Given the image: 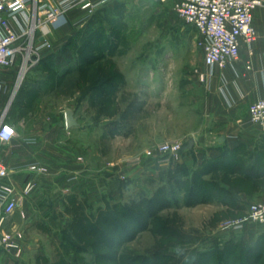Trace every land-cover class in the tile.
I'll list each match as a JSON object with an SVG mask.
<instances>
[{
  "label": "rangeland",
  "instance_id": "374dc122",
  "mask_svg": "<svg viewBox=\"0 0 264 264\" xmlns=\"http://www.w3.org/2000/svg\"><path fill=\"white\" fill-rule=\"evenodd\" d=\"M175 2L116 0L107 5L114 11H97L93 25L84 23L70 36L90 42L79 58L85 87L98 85L97 78L111 84L105 96L91 91L84 114L94 127L88 137L91 164L97 165V151L104 154L100 192H90L99 200L81 194L65 211L55 201L59 193L51 192L55 208L31 209L26 218L16 211L0 234H10L22 253L1 248L0 264H150L152 253H158L156 264H255L248 249L264 253V226L235 228L247 215L248 196L264 192V179L258 184L244 176L254 167L253 157L230 150L218 155L205 144L203 151L170 156L165 164L145 156L153 146L193 136L199 123L193 85L204 70L203 55L194 27L178 15ZM26 81L25 75L8 99L12 119ZM66 82L62 97L47 98L55 110L69 97L72 86L66 91ZM102 118L120 125V135H108L109 125L104 135L97 124ZM208 122L203 117L201 124ZM137 157L141 163L132 165ZM229 243L236 247L232 252Z\"/></svg>",
  "mask_w": 264,
  "mask_h": 264
},
{
  "label": "crops",
  "instance_id": "0c3cea01",
  "mask_svg": "<svg viewBox=\"0 0 264 264\" xmlns=\"http://www.w3.org/2000/svg\"><path fill=\"white\" fill-rule=\"evenodd\" d=\"M59 2L60 0H35L34 5L30 6V11H34L35 4L38 7L47 6L62 11L63 18L58 25L51 24L40 8L36 14L42 24L36 31L35 44L38 46L43 41L49 42L50 47L44 48L40 53L41 59L49 64L56 60V55L69 42L70 36L79 27L83 28L84 23L89 22L97 11H114L107 5L114 4L116 0H71V4L65 9ZM87 3H90L89 7L85 6ZM32 13L27 12L18 15L17 19H9V24L17 34L21 35L24 30L31 28L27 19H30V15L32 17ZM253 23L256 40L252 45L251 54L249 46L242 43L240 57L233 63L207 67L202 59L204 70L201 72L205 74L206 79L201 81L197 75L193 85L194 110L199 123L195 124L193 136L184 135L181 139H185L182 140L184 143L193 137V149L199 151H203L202 144H205V148L210 146L209 151L218 155L228 150L243 156L250 155L255 160L256 171L261 172L264 169V126L250 124L248 110L251 104L264 99V6L255 10ZM197 37L196 31V39ZM43 65L26 74L27 84L16 104L18 116L15 119L7 116L6 123L14 128L17 137L10 144H0V160L9 169V176L0 179V183L14 187L19 195V204L14 213L0 223V229L16 211H20L26 218L31 209L52 208L55 201L66 211V207L78 201L81 194L87 195L89 200H99V195L93 198L90 192H100V178L105 175V167L102 161L100 162V157L104 159V154L97 151L94 155L98 159L97 165L91 164L88 137L94 127L84 119L86 109L90 107L92 93L84 94L73 87L76 82H70V76L75 74L78 79L80 72L69 73L65 78L69 81L66 82V91L68 85L72 86H69V97L65 96L64 104L55 110L53 103L48 102L47 98L62 97L60 91L63 86L51 87L52 84H57L60 78L50 80L47 71L42 70L45 68ZM247 65H250V69H247ZM18 72L19 65L3 72L0 112L9 104L8 99L17 82ZM105 95V89L99 87L98 96ZM31 99L35 100L31 102ZM103 101L98 100V108H102ZM113 105L116 106L115 103ZM67 110L74 112L78 123L71 128L66 124ZM23 112L26 113L22 114ZM38 113L40 114L37 115ZM203 117L206 121L209 120L208 126L207 123L202 126ZM113 123L112 125V121L102 118L97 124L102 127L104 135L107 134L108 125V128L113 127L108 130V135L116 137L120 135V125ZM23 137H35L37 143L25 144L21 141ZM222 138L224 140H221ZM213 140L217 143L215 147L206 145ZM192 150L185 152L190 153ZM32 164L45 167L47 172L32 171ZM28 182H32L34 188L29 194H25L24 187ZM257 182L260 184L262 180ZM51 192L59 193V198L50 200L48 194ZM248 197L252 202L264 201V192L258 191ZM2 216L3 207L0 206V221Z\"/></svg>",
  "mask_w": 264,
  "mask_h": 264
},
{
  "label": "built area",
  "instance_id": "2783aa9c",
  "mask_svg": "<svg viewBox=\"0 0 264 264\" xmlns=\"http://www.w3.org/2000/svg\"><path fill=\"white\" fill-rule=\"evenodd\" d=\"M35 0H0V92L3 85L1 77L5 69L19 65L16 84L20 85L28 71L41 59L40 53L44 48L50 47L49 42L43 41L36 46L35 34L41 26L40 19L36 17L39 8L45 12L46 19L58 25L62 21V11L58 8L38 7L35 4L34 11L31 5ZM71 0H60L59 5L67 8ZM90 6V3L85 5ZM264 6V0H176L175 10L183 19L186 25L196 29L198 37L196 44L203 55L204 64L207 67L224 66L237 61L240 57L241 44L249 46L250 54L252 45L256 40V29L253 23L254 12ZM31 14L28 23H31L29 30H24L21 35L17 34L9 19H17L18 15ZM250 69V65H247ZM201 81H205L204 73L198 71ZM20 82V83H19ZM249 123L257 126H264V99L249 106ZM7 107L0 112V144H10L16 137V131L6 123ZM21 141L25 144L34 145L37 143L35 137H23ZM182 141H168L148 149L145 156L153 159L157 164H165L170 156L180 154ZM141 157L132 160V165L138 166ZM32 171L46 173L45 167L39 164L30 165ZM9 176V169L0 160V179ZM34 188L32 182L24 187V193L29 194ZM19 195L14 187L0 183V206L3 207V216L0 223L6 217L12 215L19 204ZM246 224L264 226V201L250 203L246 217L235 228H242ZM15 251L17 255L22 249L16 244L8 233L0 234V249Z\"/></svg>",
  "mask_w": 264,
  "mask_h": 264
},
{
  "label": "trees",
  "instance_id": "16d2710c",
  "mask_svg": "<svg viewBox=\"0 0 264 264\" xmlns=\"http://www.w3.org/2000/svg\"><path fill=\"white\" fill-rule=\"evenodd\" d=\"M93 20L94 19L91 18V20L87 23L86 27H90L91 25H93ZM71 38H70L69 42L56 55L55 61H53L51 64H49V63H45L44 60L40 59V61L28 71V73L30 71L36 70L39 66H41L43 64H44L43 66L48 65L49 69L50 68L53 69L51 72L49 71L50 73L48 72V74L50 75V80H54V78H57V77L60 78L59 79L60 81L57 84H52L51 87L63 86L64 80L66 82L65 78L70 72L71 73L76 72V71L80 72L83 69L84 63L83 62L80 63L79 58L81 56L84 57L85 53L87 52V48L90 46L89 45L90 44L89 39L83 40L79 43L78 39L74 40ZM71 46L74 47L75 49H72ZM66 53H71V57H69V59L65 58L64 54H66ZM65 69H66V71H65ZM68 70H69V72L67 73ZM82 79H83V77L80 76L77 80H75L76 84L73 85V87L75 86V88L82 91V93L84 92V94H85V92H91V91L97 92V94H98L99 87L105 89V92H106V88L111 86V84L109 83V81H107V79H104V81L102 82V78H97L98 85H96L93 88H91V87L86 88L85 87L86 85L84 84V81H82ZM26 84H27V81L24 84L22 94L24 92ZM84 88H86L85 91H84ZM263 166H264V164H263ZM237 173H240L239 168H237ZM244 176L248 180H254V181L263 180L264 179V169L261 172H257L255 166L252 168H247ZM250 203L248 204V207H249ZM69 206L66 207V211L68 210ZM94 229H97V231H98L97 226H95ZM78 240H80V239H78ZM235 249H236V247L232 243H229L227 245V250H228L227 252H232ZM248 253H249V255H251L253 257V261L255 264H259L260 262H262V259L264 258L263 251L258 250L256 247H254V248L250 247L248 249ZM158 257H159L158 253H152L150 260H148V263L156 264Z\"/></svg>",
  "mask_w": 264,
  "mask_h": 264
},
{
  "label": "water",
  "instance_id": "95a60500",
  "mask_svg": "<svg viewBox=\"0 0 264 264\" xmlns=\"http://www.w3.org/2000/svg\"><path fill=\"white\" fill-rule=\"evenodd\" d=\"M66 124L68 127L76 126L77 120L74 117V112L71 110L66 111ZM221 140H224L223 138ZM195 147V139L193 137H190L186 142L183 143L180 153H183L185 151H190Z\"/></svg>",
  "mask_w": 264,
  "mask_h": 264
}]
</instances>
